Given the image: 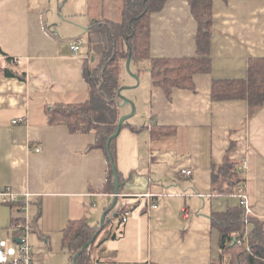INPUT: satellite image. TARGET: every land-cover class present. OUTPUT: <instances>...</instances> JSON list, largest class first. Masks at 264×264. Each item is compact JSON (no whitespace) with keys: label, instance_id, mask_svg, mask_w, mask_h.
Here are the masks:
<instances>
[{"label":"crops","instance_id":"0c3cea01","mask_svg":"<svg viewBox=\"0 0 264 264\" xmlns=\"http://www.w3.org/2000/svg\"><path fill=\"white\" fill-rule=\"evenodd\" d=\"M212 17L211 70L193 75L194 91L173 88L167 96L153 83L147 63L139 74L130 64L139 87L122 91L136 107L126 122L144 128L124 127L116 136L122 182L110 209L114 195L102 191L106 156L88 149L94 135L70 133L62 121L50 124L47 110L87 99L83 64L92 56L86 31L97 19L117 21L118 0H0V66L5 57L19 59L16 67L25 72L24 81L0 75V189L31 194L34 264H51L53 255L58 264H70L61 247L66 222L85 216L96 224L106 210L122 206L131 210L123 234L105 242L109 260L95 264H210L220 254L211 214L239 204L237 194L213 189L227 187L222 178L212 179V165L216 169L226 155L237 169L245 161L241 188L249 216L264 219V106L248 117L245 100L210 97L213 80L245 78L247 59L264 57V0H213ZM195 33L187 0H167L150 15V56H194ZM78 37L83 44L74 55L69 45ZM120 108L121 115L131 110L128 104ZM152 125L175 132L152 138ZM145 193L156 207L139 197ZM23 221L0 203V236Z\"/></svg>","mask_w":264,"mask_h":264},{"label":"trees","instance_id":"16d2710c","mask_svg":"<svg viewBox=\"0 0 264 264\" xmlns=\"http://www.w3.org/2000/svg\"><path fill=\"white\" fill-rule=\"evenodd\" d=\"M167 0H118L119 18L92 21L86 31L87 58L83 64V76L88 85V97L77 103H53L47 110L48 122H64L70 133H92L94 141L88 149H101L107 160L106 182L102 191L113 194L114 181L111 163L116 169L119 184L122 177L116 168V137L106 141L115 132L120 114V97L117 90L125 62L141 71L140 64L147 63L153 83L169 96L173 88L194 91L193 75L211 70L210 41L213 32V0H187L190 12L196 22L195 55L178 58H153L150 56V15L162 9ZM5 65L0 66V75L25 80V72L16 67L13 58L5 57ZM210 97L213 101L243 99L247 103L248 117L264 106V57L250 56L246 62V77L237 79H215L211 83ZM129 127L141 131L144 126H134L126 121L121 128ZM173 127L152 125V138L171 136ZM212 179L222 178L227 187L213 184L218 193L237 194L245 184V177L236 168L234 161L226 155L222 163L214 169ZM215 182V180H214ZM119 185V188H120ZM126 207L105 214L103 227L99 222L90 224L83 216L68 220L61 230V247L66 252L70 264L74 255L77 264H95L109 260L105 253V242L120 238L123 234L121 215ZM112 212V213H111ZM212 226L219 232L220 254L210 264H264V219L246 216L243 206L237 204L222 212H213ZM247 227L246 250L244 233ZM95 239L82 251L95 232ZM235 239V240H234ZM111 255V254H107Z\"/></svg>","mask_w":264,"mask_h":264},{"label":"built area","instance_id":"2783aa9c","mask_svg":"<svg viewBox=\"0 0 264 264\" xmlns=\"http://www.w3.org/2000/svg\"><path fill=\"white\" fill-rule=\"evenodd\" d=\"M83 44V38L78 37L71 41L69 48L72 54L76 55ZM15 62L20 63L19 59H15ZM20 119H15L13 122H19ZM38 151V149H36ZM246 167L245 161L238 167L239 172H243ZM181 173L186 176H190L191 169H183ZM30 193L16 194L9 187H3L0 189V203L10 206L12 212L15 215H22L24 217L23 223H19L14 226L10 233L6 236H0V264H34L33 251L29 244L28 237L30 234V225L27 221V211L30 204ZM239 199V205L243 206L245 215L251 214L250 206L247 200V196L243 188L238 189L237 193ZM141 198H146V204L150 207H156L155 203H152L150 194L145 193L139 195ZM183 214L187 213V209H182ZM131 214V210L125 208L121 215V223L125 224ZM18 239V242L15 241ZM244 240L246 244V250L249 251L247 243V227L244 233Z\"/></svg>","mask_w":264,"mask_h":264},{"label":"water","instance_id":"95a60500","mask_svg":"<svg viewBox=\"0 0 264 264\" xmlns=\"http://www.w3.org/2000/svg\"><path fill=\"white\" fill-rule=\"evenodd\" d=\"M125 69H126L127 73H128L132 78L135 79L136 83H135L133 86H122V85H121V86L118 88V90H117V95H118V96L120 97V99L122 100V103L120 104V106H124V105L128 104V105H130L131 110H130L129 113H127V114H123V115H121V116L118 118L117 123H116V130H115L114 133H112V134L108 137V139H107V141H106V148H108V144H109L110 140L113 139L114 137H116V136L118 135V133H119V131H120V129H121L122 123L125 122L126 120H128L129 118H131V117L134 115V113H135V108H136V107H135L134 102H133L130 98H128V97L122 95V91H123V90L131 89V88H134V87H136V86L138 85V75H137L136 73L132 72L131 69H130V57H128V58L126 59V62H125ZM111 169H112V172H113V181H114V189H113L114 200H113V202H112V204H111V206H110V209L114 206V204H115V202H116L117 196H118V194H119V185H120V184H119V179H118V175H117L116 169H115V167L113 166L112 163H111ZM108 211H109V209L106 210V211L101 215V217H100V219H99V228H100V229H101V228L103 227V225H104V224H103V221H104V218H105V214H106ZM97 234H98V231L95 232V234L93 235V237L91 238V240H90L89 242L85 243V244L82 246L81 251H82L86 246H88V245H89V244L95 239V237L97 236ZM234 240H235V239H234ZM15 241L18 242V239H15ZM78 255H79V252H77V253L74 255V258H73V262H72V264H77V262H76V258H77Z\"/></svg>","mask_w":264,"mask_h":264},{"label":"rangeland","instance_id":"374dc122","mask_svg":"<svg viewBox=\"0 0 264 264\" xmlns=\"http://www.w3.org/2000/svg\"><path fill=\"white\" fill-rule=\"evenodd\" d=\"M62 4V2H60V3H58V6H60ZM144 64H140V68L143 70L144 69V66H143ZM122 77L123 78H121V80L123 79L124 80V84H121L122 86H132V85H129L130 84V82L131 81H133V80H135L134 78H132L128 73H127V71H126V69H124V71H123V74H122ZM122 80V81H123ZM135 83H136V81H135ZM134 85V84H133ZM138 87H139V85H137L136 87H134V88H131V89H127V90H124V92H126V91H128V90H132V92L134 93L135 91H137L138 90ZM122 95H124V96H126L125 94H123V92H122ZM127 97V96H126ZM129 98V97H128ZM131 99V98H130ZM119 101H122V100H119ZM122 102H120L119 104H121ZM135 104V103H134ZM138 119H140V117L141 118H143L141 115L139 116V114H138ZM133 118V117H132ZM132 118H130V119H132ZM129 119V120H130ZM134 119H136V118H134ZM144 120V119H143ZM144 122H146V121H144ZM145 124V123H144ZM30 235V234H29ZM55 242H57V239L55 238ZM33 251V250H32ZM53 257L54 258H52L51 259V264H55L56 262V264H58L59 263V261L57 260V258L59 257L58 255H53ZM66 257H67V254H66ZM67 259H68V257H67Z\"/></svg>","mask_w":264,"mask_h":264}]
</instances>
